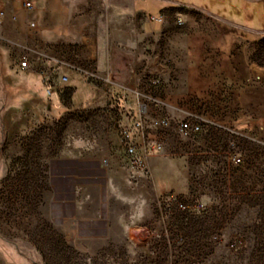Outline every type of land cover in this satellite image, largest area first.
Returning <instances> with one entry per match:
<instances>
[{
    "label": "rangeland",
    "instance_id": "rangeland-1",
    "mask_svg": "<svg viewBox=\"0 0 264 264\" xmlns=\"http://www.w3.org/2000/svg\"><path fill=\"white\" fill-rule=\"evenodd\" d=\"M191 2L240 26L223 31L249 40L264 31V0ZM24 56L32 63L0 38V264H264V117L202 120L190 138L158 130L162 149L149 173L135 174L119 128L133 124L139 103L161 109L144 94L156 99L162 85L126 102L115 91L103 105L84 89L75 103L71 81L52 71L41 96L20 71Z\"/></svg>",
    "mask_w": 264,
    "mask_h": 264
},
{
    "label": "crops",
    "instance_id": "crops-1",
    "mask_svg": "<svg viewBox=\"0 0 264 264\" xmlns=\"http://www.w3.org/2000/svg\"><path fill=\"white\" fill-rule=\"evenodd\" d=\"M191 1L32 0L27 10L23 0H0V38L30 56V67L20 71L43 83L52 71L67 76L75 103L84 89L96 95L92 105L112 102L115 91L126 102L127 94L143 90V76L160 78L155 104L161 109L150 105L143 114L149 141L192 116L215 126L217 119L248 124L264 117V31L253 40L223 31L219 24L240 26ZM155 16L163 19L152 21ZM165 117L168 128L154 126ZM162 138L170 143L168 133Z\"/></svg>",
    "mask_w": 264,
    "mask_h": 264
},
{
    "label": "built area",
    "instance_id": "built-area-1",
    "mask_svg": "<svg viewBox=\"0 0 264 264\" xmlns=\"http://www.w3.org/2000/svg\"><path fill=\"white\" fill-rule=\"evenodd\" d=\"M24 7L27 10L33 9V2L32 0H24ZM4 11L0 10V23L4 19ZM163 16L157 18V17H151L152 21H158L162 20ZM33 26V24H32ZM20 69L26 70L30 67L29 59L27 57H22V60L19 64ZM62 82H68L69 79L67 76L61 77ZM143 81L145 83V86H147L150 90L149 93H151L153 90H157L161 85L162 82L160 78L156 76H143ZM137 95H139V92H136ZM50 94V92H49ZM145 98L149 101H155L153 97H151L149 94H144ZM146 110L145 103H139V115L134 119L133 124H124L121 125L119 128L120 133V140L121 145L126 151L128 155V166L129 169L135 173V174H147L149 173V156L151 153L162 149L164 142L156 141V142H149L144 138L145 135V128H144V112ZM154 126L160 127V128H168L170 126V120L165 118H160L155 121H153ZM202 130V119L197 116H192L182 122L179 126V131L181 135L185 138H190L193 135H197ZM144 140V142L140 139ZM137 139H140L137 140ZM231 160L235 164H239L242 162V158L238 154L231 155ZM168 203V202H167ZM162 198H158L157 200V208L159 211V214L161 217H165L167 215V211L169 208V205ZM176 206L180 210H185L187 205L180 200L176 201Z\"/></svg>",
    "mask_w": 264,
    "mask_h": 264
},
{
    "label": "trees",
    "instance_id": "trees-1",
    "mask_svg": "<svg viewBox=\"0 0 264 264\" xmlns=\"http://www.w3.org/2000/svg\"><path fill=\"white\" fill-rule=\"evenodd\" d=\"M28 82L34 86V89L36 91H38L41 94H43L42 89L45 88V85H44V83L42 81L37 80V79H35L33 77H30ZM25 85L26 86H25V93H24V95L27 96L28 95L27 84H25ZM74 93H75V88H69L67 90V97L69 98V101H70V99H72V96L74 95Z\"/></svg>",
    "mask_w": 264,
    "mask_h": 264
}]
</instances>
